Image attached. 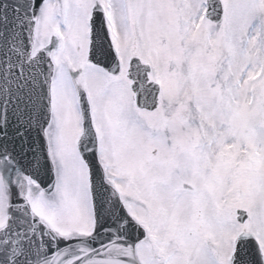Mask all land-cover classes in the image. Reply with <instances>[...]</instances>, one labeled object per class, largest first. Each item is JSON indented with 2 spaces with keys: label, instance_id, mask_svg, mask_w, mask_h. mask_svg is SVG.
<instances>
[{
  "label": "snow or ice",
  "instance_id": "snow-or-ice-1",
  "mask_svg": "<svg viewBox=\"0 0 264 264\" xmlns=\"http://www.w3.org/2000/svg\"><path fill=\"white\" fill-rule=\"evenodd\" d=\"M0 264H264V0H0Z\"/></svg>",
  "mask_w": 264,
  "mask_h": 264
}]
</instances>
